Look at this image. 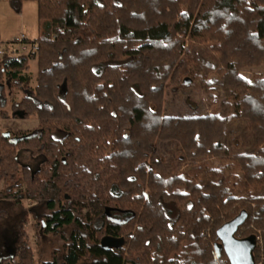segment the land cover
<instances>
[{
    "label": "trees",
    "instance_id": "16d2710c",
    "mask_svg": "<svg viewBox=\"0 0 264 264\" xmlns=\"http://www.w3.org/2000/svg\"><path fill=\"white\" fill-rule=\"evenodd\" d=\"M24 1L36 5L37 50L0 56V104L3 119L28 126L0 134V198L45 209L35 243L62 245L39 264H229L213 251L216 230L242 210L235 236H256L254 259L264 258V78L240 73L264 64V0L10 5L18 13ZM185 78L209 99L217 85L223 101L166 115L164 97L188 89ZM17 149L39 167L20 165ZM25 223L0 264H33Z\"/></svg>",
    "mask_w": 264,
    "mask_h": 264
},
{
    "label": "rangeland",
    "instance_id": "374dc122",
    "mask_svg": "<svg viewBox=\"0 0 264 264\" xmlns=\"http://www.w3.org/2000/svg\"><path fill=\"white\" fill-rule=\"evenodd\" d=\"M20 15V16H19ZM36 5L34 2L31 1H24L20 6V12L16 13L10 5V0H0V33H7V35H11L12 38L8 39H18L20 35L25 36L29 41H32L37 38L38 36V29H37V19H36ZM10 36V37H11ZM12 42V41H11ZM3 43V42H2ZM13 48L16 49V45H13ZM0 49L6 50V46L0 43ZM26 51H19L10 55L12 57H17L19 55H26ZM28 72L31 74V81L30 86H35V74H36V61L32 60L29 63ZM241 76L248 81H251L255 75H261L264 78V64H260L257 67H246L241 70ZM216 89L213 92V97L209 99L206 93L199 88L198 81L191 82L190 87L185 90H181L176 93H168L164 97L163 102V112L169 116H182V117H189V116H198L202 115L208 111L212 110V106L210 103L212 101L215 102V106H219L220 103L223 101L222 91L217 87V85H213ZM12 96L15 100L21 98L22 94L17 92L15 89L12 90ZM8 108V106H6ZM231 113V111H230ZM231 132V133H230ZM229 132V137H238V144L240 146L249 144L251 138L250 135L247 134L240 138V135H235V131L232 130ZM235 144V142H233ZM232 150L236 151L237 149L231 147ZM243 151V150H242ZM16 157L20 165H24L29 167L32 171L37 169L41 163V158H33L24 150H16ZM210 166H219L221 163L219 160L212 159L210 160ZM233 174L236 177L241 175V172L237 169L233 170ZM21 176V171L19 173ZM24 207L27 205H32L31 201H27L24 203ZM37 212L40 214L46 213L45 209L41 206H36ZM4 210V208H0V211ZM6 211V208H5ZM28 215V211L25 210ZM21 215H15L16 219L14 218V211L8 210L6 211V216L0 222L4 226V230L8 233V229L10 230L14 224H16L17 218ZM30 220V225L27 227V232L30 235L29 243L30 247L34 252V260L33 264H39L40 261H47L48 254L52 251V249L60 248L62 245V241L57 236H42L40 244L35 243V235L32 231L31 224L33 220ZM69 232V229H64L63 233L66 236ZM2 239L0 235V240ZM1 244V243H0ZM255 260V259H254ZM255 264H264V258L262 256L258 257L255 260Z\"/></svg>",
    "mask_w": 264,
    "mask_h": 264
},
{
    "label": "water",
    "instance_id": "95a60500",
    "mask_svg": "<svg viewBox=\"0 0 264 264\" xmlns=\"http://www.w3.org/2000/svg\"><path fill=\"white\" fill-rule=\"evenodd\" d=\"M183 83L188 85L191 81L189 78H185ZM8 135L9 133L4 134V136ZM13 142H18V139H14ZM247 217V212L242 210L232 220L224 223L216 230L218 242L213 246V251L217 257L222 251L229 264H255L253 252L257 245L256 236L249 235L244 238L235 236Z\"/></svg>",
    "mask_w": 264,
    "mask_h": 264
},
{
    "label": "crops",
    "instance_id": "0c3cea01",
    "mask_svg": "<svg viewBox=\"0 0 264 264\" xmlns=\"http://www.w3.org/2000/svg\"><path fill=\"white\" fill-rule=\"evenodd\" d=\"M20 12V10L18 11V13ZM17 13V12H16ZM20 16V15H19ZM11 35H7V33H0V43L2 45L4 44H8V42L13 41L14 39H8V38H12ZM3 42V43H2ZM1 104H0V134H4L5 130L8 129V127H14L15 123L13 120H8V119H3L1 117ZM16 125H18V127H22V126H28L27 122H19L16 123ZM3 185L2 183H0V190L2 189ZM29 200L27 199H23L20 200L18 203H13L11 200H4L0 198V208H4V210L0 211V222H2V219L6 216V211L11 210L14 211V218L16 219V214L19 215L21 212V215L19 216V218H17L16 224L13 225V227L9 230L8 229V233L4 230V226L0 223V235L2 237V239L0 240V251L6 249L7 247L13 248L15 247V242L16 240H18V227L20 225V222L22 220V217L27 219V222L23 225V229L27 232V227L30 225V219L31 218V213L32 211H37V207L36 204L34 202H32V205H27L26 207H24V203L27 202ZM6 208V211H5ZM28 211V215L27 212ZM23 214L25 216H23ZM28 233V232H27ZM30 239V237H29ZM14 242V245H12V243Z\"/></svg>",
    "mask_w": 264,
    "mask_h": 264
},
{
    "label": "built area",
    "instance_id": "2783aa9c",
    "mask_svg": "<svg viewBox=\"0 0 264 264\" xmlns=\"http://www.w3.org/2000/svg\"><path fill=\"white\" fill-rule=\"evenodd\" d=\"M16 45V49L13 48V45ZM6 46V50L0 49V56L7 52L9 55H13L19 51H26V54H32L37 50V45L29 41L25 36L20 35L18 39H14L12 42H8V44H4Z\"/></svg>",
    "mask_w": 264,
    "mask_h": 264
},
{
    "label": "flooded vegetation",
    "instance_id": "af4514ba",
    "mask_svg": "<svg viewBox=\"0 0 264 264\" xmlns=\"http://www.w3.org/2000/svg\"><path fill=\"white\" fill-rule=\"evenodd\" d=\"M44 213H42V214H40V215H43ZM31 215V221L33 220V217H36V218H38L40 215H39V213L37 212V211H32V213L30 214ZM23 216H25L24 214H23ZM22 219H23V217H22ZM26 222H27V219H26ZM33 223H34V220H33ZM33 223L31 224V228H32V231H33V233H34V228H33ZM42 236H44V235H40L39 237V239L41 240L42 238ZM48 236H50V235H48ZM36 238V237H35ZM30 244V243H29ZM12 245H14V242L12 243ZM17 245H18V240H16V242H15V247H13V248H10V247H7L6 249H4V250H1L0 251V258H4V257H8V258H10V259H13V258H15V254H16V249H17ZM53 250V249H52ZM48 257H49V255H48Z\"/></svg>",
    "mask_w": 264,
    "mask_h": 264
}]
</instances>
